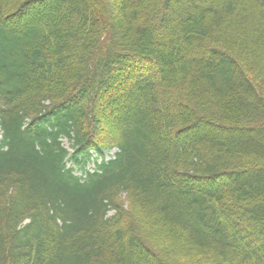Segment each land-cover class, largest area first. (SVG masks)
I'll use <instances>...</instances> for the list:
<instances>
[{
    "label": "trees",
    "instance_id": "trees-1",
    "mask_svg": "<svg viewBox=\"0 0 264 264\" xmlns=\"http://www.w3.org/2000/svg\"><path fill=\"white\" fill-rule=\"evenodd\" d=\"M0 127V264H264V0H0Z\"/></svg>",
    "mask_w": 264,
    "mask_h": 264
},
{
    "label": "rangeland",
    "instance_id": "rangeland-1",
    "mask_svg": "<svg viewBox=\"0 0 264 264\" xmlns=\"http://www.w3.org/2000/svg\"><path fill=\"white\" fill-rule=\"evenodd\" d=\"M171 22H172L171 23L172 25H178L177 24L178 23L177 20H174V22L172 20ZM167 25L168 24L165 23L164 26H167ZM157 26H158V23H157ZM125 70H127V69H125ZM129 71H130L129 72V76H131L130 77L131 79H129V77H128V79L126 77H122L123 76L122 75L123 73H119V75L116 73V75L119 76V77H121V79L117 78V76H116L114 78V85L117 86V87L119 86V87H122L123 88L124 84H126L128 82L129 83L130 82L132 83L133 81H135L136 79H138L137 76L134 74V68H130ZM131 72H133V73H131ZM107 96L110 98L109 93L107 94ZM102 117H103V125H104L105 130H108L109 129L111 131V130H115L116 129V127H117L116 126V120H115L114 116L112 115L111 110H107V111L105 110V113H103V116ZM181 126H185V125L183 124ZM202 127H205L206 128L208 126L202 125ZM209 127H211V126H209ZM101 137H102L103 141L106 140V138H105L106 136L104 134ZM1 138H2V129L0 127V139ZM63 144L65 145V147H67L72 152L73 149H72L71 144H70V141L68 139L64 138L63 139ZM116 151H118L117 148H114V149H111V150H106V151L103 152L102 156L105 159H110V158H112L114 156V154H115ZM101 160H102V157L99 154H97L96 152H93L92 155H91V157L88 160L86 170H84L82 168H79L77 166H74L72 164V161L70 159L68 160V166L69 167H73L74 170H75V172L78 175L85 176L86 171L89 170V171H92L93 172L96 169V165L98 163H100ZM120 197H121V200H119V201L121 202V204L124 205V207H125L126 210L128 209V211L130 212V216H131V214L133 216L134 215V212L131 210V206L129 205V202L127 200V196L125 194H121ZM195 262H197V261H195ZM185 264H208V263L207 262H205V263H191V262H187Z\"/></svg>",
    "mask_w": 264,
    "mask_h": 264
},
{
    "label": "bare ground",
    "instance_id": "bare-ground-1",
    "mask_svg": "<svg viewBox=\"0 0 264 264\" xmlns=\"http://www.w3.org/2000/svg\"><path fill=\"white\" fill-rule=\"evenodd\" d=\"M165 23V21H163V24Z\"/></svg>",
    "mask_w": 264,
    "mask_h": 264
}]
</instances>
